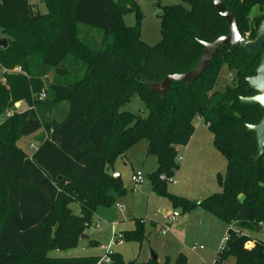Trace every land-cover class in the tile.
I'll return each instance as SVG.
<instances>
[{"label": "trees", "instance_id": "16d2710c", "mask_svg": "<svg viewBox=\"0 0 264 264\" xmlns=\"http://www.w3.org/2000/svg\"><path fill=\"white\" fill-rule=\"evenodd\" d=\"M40 1L46 13L31 0H0V35L8 40L0 50V117L20 102L28 106L0 125V264H97V257L52 259L49 254L76 249L97 209L112 207L114 194L125 193L112 171L142 141L158 161L148 175L154 193L184 212L200 208L230 226L217 263L233 255L236 264H264V241L253 236L264 228V155L256 160L257 137L248 130L260 124L264 111L241 103L257 94L246 80L256 76L261 54L224 46L196 83L173 82L159 95L151 85L190 72L202 57V43L229 34L211 0L161 7L162 39L153 47L141 38L135 0ZM222 1L242 37L255 40L264 0ZM255 9L261 16L251 17ZM129 13L137 16L135 27L124 22ZM95 31L100 38L93 37ZM224 66L235 73L234 83L218 92ZM134 96L148 117L121 111ZM198 118L227 160V170L219 181L221 193L191 202L169 193L168 184L180 169L178 148L190 143ZM42 130L31 156L18 147L21 139ZM73 204L80 215L72 212ZM120 239L141 243L144 221L136 220V229ZM111 260L169 264L168 259L126 262L119 253ZM173 264H189L188 258L179 254Z\"/></svg>", "mask_w": 264, "mask_h": 264}, {"label": "rangeland", "instance_id": "374dc122", "mask_svg": "<svg viewBox=\"0 0 264 264\" xmlns=\"http://www.w3.org/2000/svg\"><path fill=\"white\" fill-rule=\"evenodd\" d=\"M36 3L41 13H46L47 9L40 0H31ZM117 1V0H115ZM140 7L141 21V38L149 46H156L162 39L161 35V7L184 5L179 0H135ZM261 16L260 10H253L251 17ZM124 22L128 27L137 25V16L135 13H129L124 16ZM262 22L259 25L261 26ZM258 28V30H259ZM99 32H94L93 37L98 39ZM100 38V37H99ZM2 39V35H0ZM92 44L93 39H88ZM235 73L224 66L218 76L215 91L224 92L227 86L233 85ZM28 108L27 104L14 107L0 117V124L14 113H21ZM121 111L130 112L140 115L144 118L148 117L149 112L146 110L143 102L139 97L134 96L130 103L125 105ZM196 129L198 134L203 133L207 136V142H213L211 133L205 128L203 121H196ZM196 142V139H195ZM31 145H36L33 137H25L18 142V146L28 155L34 153ZM195 146V145H194ZM147 142L142 141L132 147L124 158L118 160L115 165V173L121 176L125 193L121 196L115 195V203L112 207H99V212H106L107 221L105 224L98 226V219L94 217L92 227L87 233L92 235L98 246L93 247L83 240H80V247L71 251H53L49 254L52 259H71L72 257L82 256H105L106 252L101 246L111 244L113 233L110 222L116 224L117 235L112 249L115 253L123 256L126 262L137 261L144 262L145 257L154 255L169 260V264H173L179 254H184L190 261V264H236V258L229 255L222 262L217 263V254L225 243V236L230 226L200 208L184 212L182 207H173L170 201L159 196L152 190L151 182L148 179L150 172V162L157 161V158L147 157ZM213 150V149H211ZM197 150L193 147L191 152ZM215 157L210 155L201 156L196 164L195 156L190 158L185 156L181 151L180 156L185 160L180 161L183 165L177 176L168 184V192L183 197L191 202H200L211 195L222 192L220 179L225 178L227 170V160L217 151H214ZM147 159L150 160L147 162ZM141 172L144 181L134 190L131 185V177ZM124 205V209L119 206ZM71 209L75 215H80V207L73 204ZM177 212L179 218L172 222V232L163 235L161 228L169 221L171 215ZM136 220H144V236L145 239L139 243L134 241H123L120 239L122 233L133 231L136 229ZM248 234V232H244ZM252 235V234H251ZM253 236L261 237L259 234ZM196 248V250H194ZM202 248V249H200Z\"/></svg>", "mask_w": 264, "mask_h": 264}, {"label": "water", "instance_id": "95a60500", "mask_svg": "<svg viewBox=\"0 0 264 264\" xmlns=\"http://www.w3.org/2000/svg\"><path fill=\"white\" fill-rule=\"evenodd\" d=\"M217 10L218 14L227 22L229 27V34L218 38L213 43H202L204 50L202 57L193 70L183 75H170L166 77L161 83L151 85V89L159 94L164 95L170 88L173 82L182 83L187 86H191L196 83L203 74L211 67L216 55L221 51L222 47H240L246 50L249 55L262 54L261 63L256 71V76L247 78L249 87L257 94L249 98H241V103L250 106H260L264 111V22H262L255 40L242 37L240 34L235 16L225 7L222 0H211ZM162 16V13L159 14ZM8 47V40L6 38L0 39V50H5ZM248 130L256 134L258 141V156L256 160H260L264 155V116L260 124L255 126H248ZM113 179L123 186L121 176L114 174ZM62 178H59L61 181ZM89 236L82 235L81 240H88ZM152 261H158L156 255H152Z\"/></svg>", "mask_w": 264, "mask_h": 264}, {"label": "crops", "instance_id": "0c3cea01", "mask_svg": "<svg viewBox=\"0 0 264 264\" xmlns=\"http://www.w3.org/2000/svg\"><path fill=\"white\" fill-rule=\"evenodd\" d=\"M21 105H23V102H20V103H18V104H16L15 105V107H18V106H21ZM28 109V108H27ZM26 109V110H27ZM8 119V118H7ZM6 119V120H7ZM5 120V121H6ZM4 121V122H5ZM196 121H203L201 118H198V119H196ZM196 121H195V124H196ZM204 122V121H203ZM2 124V123H1ZM0 124V125H1ZM205 128L208 130V127H207V125L205 124ZM198 130L196 129V126H195V132H194V135L192 136V139H191V141H190V143L186 146V147H180V148H178V157H181L182 158V161L183 160H185L184 158H183V156H180V153H181V151L184 153V155L185 156H189L190 158L192 157H194L195 156V153H196V160L197 161H195V163L197 164L198 163V158L199 157H201V156H207V155H210V156H212V157H215L214 155H215V153L216 152H214V151H217L216 150V148L214 147V145H213V142L210 144L209 142H207L206 141V139H204V138H207V136H205L203 133H201V134H198V132H197ZM209 131V130H208ZM210 132V131H209ZM44 133V131L42 130V131H39L38 133H36V134H34V135H32L31 137H33V139L35 140V142H36V145H31V149H34L35 151L38 149V147H39V145H40V143H39V141H38V138H40L41 136H42V134ZM212 135V134H211ZM212 138H213V135H212ZM195 139H196V142H195ZM22 140V139H21ZM195 145V146H194ZM19 147V146H18ZM193 147L197 150L196 152H191V149H193ZM20 148V147H19ZM22 149V148H21ZM211 149H213V150H211ZM132 150V149H131ZM130 150V151H131ZM146 150H147V148H146ZM130 151H128V153L130 152ZM218 152V151H217ZM127 153V154H128ZM219 153V152H218ZM126 155V154H125ZM29 156H31V155H29ZM125 157V156H124ZM147 157H152V156H148V154H147ZM148 161H150V160H148L147 159V162L145 163V165L144 166H146V164L148 163ZM183 165H180V168H182L183 169V167H182ZM115 168V167H114ZM157 168H158V161H154L153 162V160H152V162H150V172H154V171H156L157 170ZM180 170V169H179ZM179 172V171H178ZM114 174H116L115 173V170H113L112 171V176L114 175ZM178 174V173H177ZM177 174H176V176H177ZM123 206V209H124V205H122ZM72 210V209H71ZM73 212V211H72ZM94 217H97V219H98V226L101 228V226L103 225V224H105L106 222H109V221H107V219H108V217H107V214H106V212H99L98 214H97V211H96V213H95V216ZM144 221V220H143ZM167 223V222H166ZM166 223L164 224V226L166 225ZM144 224H145V221H144ZM110 226H111V230H112V233H113V231L115 232V234L117 235V226H116V224H113L112 222H110ZM164 226H163V230H164ZM172 226V225H171ZM163 230H162V228H161V233L165 236V235H167V234H169V233H171L172 232V227H170V230L168 231V232H166V233H163ZM87 236H89L90 237V239H88V240H83V242H86L87 244H89L90 245V241H95L96 242V240L94 239V237L92 236V235H90V234H88L87 233V231H86V233H85ZM123 234V233H122ZM121 234V235H122ZM116 242V241H115ZM110 245V243L108 244V245H105V246H101V249H103L105 252H106V249H107V247ZM113 246H114V244H113ZM80 247V243H79V245H78V247L77 248H79ZM76 248V249H77ZM113 247H111V251L113 252V253H115L114 252V250L112 249ZM200 249H202V248H200ZM72 250H74V249H72ZM194 250H196V248H194ZM69 251H71V250H69ZM106 255V254H105ZM152 255H153V253L151 254V256H148V257H145V261H144V263L145 262H148V261H151L152 260ZM157 256V255H156ZM84 257H97V258H102L103 256H93V255H90V256H82L81 255V257H72V258H84ZM157 258H158V262L159 263H164V261H165V257L162 259V258H160L159 256H157ZM188 263L190 264V261H189V259H188Z\"/></svg>", "mask_w": 264, "mask_h": 264}, {"label": "built area", "instance_id": "2783aa9c", "mask_svg": "<svg viewBox=\"0 0 264 264\" xmlns=\"http://www.w3.org/2000/svg\"><path fill=\"white\" fill-rule=\"evenodd\" d=\"M248 38V35L247 37ZM42 98H45V94H42L41 96ZM178 162L182 161V158L181 157H178ZM144 181V177L142 175L141 172H138V173H135L132 177H131V185H132V188L133 190L139 186L140 184H142ZM120 209H123V206L120 205L119 206ZM179 213L177 212H174L171 217L169 218V221L166 223V225L164 226V230H163V233H166L170 230V227H171V224L174 220H176L177 218H179ZM115 237H116V234L115 232L113 231V238L111 240V244L107 247L106 249V255L103 256L102 258L99 259L98 263L97 264H112V260H111V255H112V251H111V246L113 245V243H115ZM261 239L264 241V228H263V231L261 233ZM226 241V239H225ZM225 244V243H224ZM224 244H222V247L220 250H222L224 248ZM253 246V243L252 242H249L246 247L247 248H251Z\"/></svg>", "mask_w": 264, "mask_h": 264}, {"label": "flooded vegetation", "instance_id": "af4514ba", "mask_svg": "<svg viewBox=\"0 0 264 264\" xmlns=\"http://www.w3.org/2000/svg\"><path fill=\"white\" fill-rule=\"evenodd\" d=\"M264 22V21H263ZM262 52H264V47H263V50H262ZM261 59H262V54H261Z\"/></svg>", "mask_w": 264, "mask_h": 264}]
</instances>
